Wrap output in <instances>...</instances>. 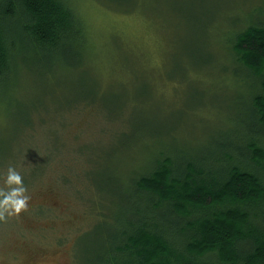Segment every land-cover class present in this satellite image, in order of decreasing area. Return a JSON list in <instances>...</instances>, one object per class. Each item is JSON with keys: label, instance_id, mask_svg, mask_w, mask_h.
<instances>
[{"label": "rangeland", "instance_id": "374dc122", "mask_svg": "<svg viewBox=\"0 0 264 264\" xmlns=\"http://www.w3.org/2000/svg\"><path fill=\"white\" fill-rule=\"evenodd\" d=\"M71 1L87 33L82 65L43 79L20 67L17 81L47 110L20 143L14 107L0 112V162L12 143L31 195L0 219V264H103L116 218L137 205L141 167L161 151L197 155L242 134L261 92L231 41L264 23V0ZM56 84L62 94L46 96Z\"/></svg>", "mask_w": 264, "mask_h": 264}, {"label": "trees", "instance_id": "16d2710c", "mask_svg": "<svg viewBox=\"0 0 264 264\" xmlns=\"http://www.w3.org/2000/svg\"><path fill=\"white\" fill-rule=\"evenodd\" d=\"M86 37L71 0H0V112L14 107L20 129L12 142L47 111L17 81L20 67L39 79L79 67ZM231 51L261 90L250 96L243 133L197 155L161 151L142 166L132 183L137 205L116 218L103 264H264V23L238 30ZM57 86L45 95H61ZM11 145L0 178L16 158Z\"/></svg>", "mask_w": 264, "mask_h": 264}, {"label": "clouds", "instance_id": "9594fccd", "mask_svg": "<svg viewBox=\"0 0 264 264\" xmlns=\"http://www.w3.org/2000/svg\"><path fill=\"white\" fill-rule=\"evenodd\" d=\"M4 183L8 187H0V219L6 216L19 215L29 207L31 195L20 171L9 165L4 175Z\"/></svg>", "mask_w": 264, "mask_h": 264}]
</instances>
